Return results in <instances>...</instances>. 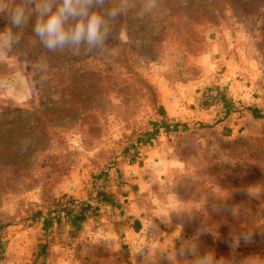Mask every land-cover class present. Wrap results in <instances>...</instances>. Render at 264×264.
<instances>
[{
  "label": "rangeland",
  "instance_id": "obj_1",
  "mask_svg": "<svg viewBox=\"0 0 264 264\" xmlns=\"http://www.w3.org/2000/svg\"><path fill=\"white\" fill-rule=\"evenodd\" d=\"M162 8L153 18L137 3L119 17L109 54L45 56L30 22L0 57V264H170L179 236L196 237L214 264H264V195L247 194L264 193V0ZM39 55L50 66L43 84ZM216 87L238 109L224 119L221 104L203 105ZM159 106L180 130L142 145ZM99 190L120 207L103 205L81 232H44L33 218L64 194L94 200ZM220 203L236 215L213 211ZM147 229L159 239L141 256ZM241 233L249 241L234 246Z\"/></svg>",
  "mask_w": 264,
  "mask_h": 264
},
{
  "label": "clouds",
  "instance_id": "obj_2",
  "mask_svg": "<svg viewBox=\"0 0 264 264\" xmlns=\"http://www.w3.org/2000/svg\"><path fill=\"white\" fill-rule=\"evenodd\" d=\"M139 3L140 13L148 17H157L162 11V0H0V16L8 21V27L0 31V57L11 53L19 45L22 30L32 24L35 39L30 41L32 46L37 43L47 52L71 53L75 56L83 54L86 57L109 54L112 29L115 21L127 14ZM186 4V0H181ZM16 30V31H14ZM49 63L45 56L33 65V72L39 83L43 84L49 71ZM250 198H257L264 193H251ZM234 207L227 203L213 205L215 212H229L236 215ZM241 237L248 242L249 233L233 235L234 246L239 244ZM179 247L172 255H164L170 264H176L180 258L186 264H214V256L208 253L200 254L197 238H177ZM188 256L193 257L189 260Z\"/></svg>",
  "mask_w": 264,
  "mask_h": 264
},
{
  "label": "trees",
  "instance_id": "obj_3",
  "mask_svg": "<svg viewBox=\"0 0 264 264\" xmlns=\"http://www.w3.org/2000/svg\"><path fill=\"white\" fill-rule=\"evenodd\" d=\"M34 36V35H33ZM35 50H33L34 52ZM45 56H51L52 58L59 55V53L47 52L43 48ZM42 49L37 52H43ZM43 55H39L40 57ZM34 58H37L34 56ZM209 95L206 97L203 105L205 107L211 105V102L221 104L222 107V119L230 116L235 113L238 109L235 107L234 101L232 98L228 97L224 90L220 88H210ZM248 110L253 112L255 117H262L263 113L257 108L248 107ZM158 112L161 115V119L158 121H152V128L145 130L138 136V142L142 145H152L154 139H156L161 129L166 133L171 131L180 130L179 123H172L168 120L167 115L163 107L158 108ZM187 126L184 124L183 129ZM125 156H128L130 152L129 147H124ZM138 148L136 149L133 155H130L129 162H135L136 155L138 154ZM103 205L120 207V202L115 199L114 195L106 191H97L94 200H81L73 195L64 194L62 196V202L56 203L54 207H51L47 212L38 211L34 214L33 218L41 217L43 220L42 229L44 232L50 231L54 226L60 224H66L70 227L71 232H81L84 228L89 217L95 213L98 209H101ZM6 225L1 224L0 230L3 229ZM2 234L0 232V248L2 247Z\"/></svg>",
  "mask_w": 264,
  "mask_h": 264
},
{
  "label": "built area",
  "instance_id": "obj_4",
  "mask_svg": "<svg viewBox=\"0 0 264 264\" xmlns=\"http://www.w3.org/2000/svg\"><path fill=\"white\" fill-rule=\"evenodd\" d=\"M143 236H144V238L147 240V242H148L147 244H148V245L145 244V246H142V247L140 248L139 254H140L141 256H145V255L148 254V251L150 250L149 243H152V242H154V241H156V240L159 239L158 232H157L156 230H154V229H147V230H145V231L143 232ZM205 253H208V252H205ZM203 254H204V253H203ZM208 254H209V253H208ZM209 256H210V254H209Z\"/></svg>",
  "mask_w": 264,
  "mask_h": 264
}]
</instances>
